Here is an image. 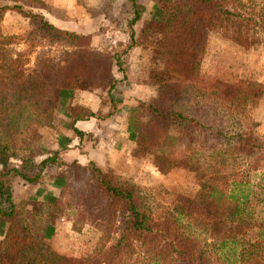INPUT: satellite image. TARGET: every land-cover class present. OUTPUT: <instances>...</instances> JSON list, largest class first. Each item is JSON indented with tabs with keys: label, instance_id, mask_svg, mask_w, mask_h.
I'll return each instance as SVG.
<instances>
[{
	"label": "trees",
	"instance_id": "obj_1",
	"mask_svg": "<svg viewBox=\"0 0 264 264\" xmlns=\"http://www.w3.org/2000/svg\"><path fill=\"white\" fill-rule=\"evenodd\" d=\"M129 1L136 22L141 8ZM227 1L166 0L162 37L149 51L144 72L146 83L158 86V94L153 101L139 103L152 118L142 122L134 114L129 122L136 134V154L150 156L164 175L178 171L196 179L200 188L195 195L170 193L171 207L157 214L141 188L129 179L107 176L92 163L89 167L98 175L95 182L85 190L72 189L63 171L66 183L60 197L42 206L32 221L13 200L15 182L36 183L44 171L66 164L58 152L39 162L31 156L20 157V165L12 164L14 154L5 142L8 133L21 123L39 122L44 104L68 90L113 89L117 85L113 69L126 70L128 52L94 50L90 35L62 29L43 13L20 5L0 4V25L10 10L29 19L32 29L26 43L33 46L39 39L71 49L61 71L46 58L31 73L23 54L10 48L12 39L0 34V225H8L0 244V264H264V217L257 216L254 206L256 198L258 204L264 198L253 191L252 181L233 170L238 157L258 156L264 148L249 131L226 136L225 141L212 126L225 111L233 121L235 115L239 121L246 119L264 95V84L228 83L224 76L210 74L204 63L209 34L217 28L229 29V39L246 49L260 41L264 7L245 11L239 2L233 10ZM193 98L209 100L207 115L190 114ZM68 112L74 121L93 115L81 106H69ZM198 131L206 132L203 140L195 135ZM209 131L220 135L212 144ZM56 215H64L76 232L88 222L101 226L93 251L82 258L52 251L44 232Z\"/></svg>",
	"mask_w": 264,
	"mask_h": 264
},
{
	"label": "rangeland",
	"instance_id": "obj_2",
	"mask_svg": "<svg viewBox=\"0 0 264 264\" xmlns=\"http://www.w3.org/2000/svg\"><path fill=\"white\" fill-rule=\"evenodd\" d=\"M79 1L77 4L84 7L82 11L73 10L72 4H68L71 9L65 12L43 0H0V4L10 6L20 5L24 7L25 10L43 13L51 21L52 19L49 14L53 17L66 16L67 18L75 15V12H80L82 16L84 13L87 16H91L97 10H101L108 17H110V14L111 16L113 14L112 7L108 4V6H105L104 3H102L98 6L97 4L95 5V3H91L89 0ZM162 1L164 7H166L168 11V3L166 0ZM239 2L245 4L243 8L245 11H249L248 8L250 7H256V10L264 7V0H228L226 4L231 9L235 10V8H239ZM31 29L32 26L28 18L24 17L16 10H10L6 13L0 25V34L12 39L13 42L10 48L14 53L23 54L28 72L33 73L38 71L42 66L41 60H45L46 58L53 60L56 69L61 71L69 63L66 52L71 49L61 45H49L39 39L36 40L32 46V42L29 41L26 43L25 41ZM162 31V22L150 23L145 30V41L157 47L162 37ZM230 34L231 31L225 27L217 28L209 34L204 63L209 67L210 74L218 75L219 77L224 76L225 81L228 83H237L240 80H252L264 84V43L262 42L264 36L260 34L258 37L260 41L253 43L246 49L229 39ZM105 41H107L106 38L101 40V42L104 43ZM91 48L97 50L93 47L92 38ZM87 90L109 91L93 87ZM76 91L80 90H68L60 94L57 99L46 102L42 109V116L39 122L32 121L28 123V125L21 123L16 129L10 130L8 139L5 142L9 145V150L14 154L11 160L12 164L20 165V157L28 158L31 156H34V160L39 162V160H42L52 153L51 148L47 147H51V144L58 140L60 134L63 133L62 131L64 130H60L63 124V116L66 113L67 115L69 114L67 108L69 106L67 105L66 99H68V95L70 96ZM157 94L158 86L156 85V97ZM205 99L201 100L199 98L194 100L193 98L190 114L195 116L207 115V110L204 108H207L209 100L207 98ZM230 114L231 113L225 111L224 114L219 116L218 121L212 125L215 129L223 133L224 137L222 136L221 139H225L226 136L229 137L235 133L237 134L240 131H249L259 139L260 144L264 148V135L258 131L259 126L264 122V95L260 101L247 112L246 119L240 118L239 121L237 115H235L233 121ZM136 117L143 122H147L152 118V114L146 109H139ZM205 134L206 132L200 133L199 131L195 133L197 138L202 140L205 138ZM217 136V133L213 131L208 132L210 144L217 141ZM136 153L139 154L137 151ZM143 156L150 157L145 154ZM60 159L63 160L61 157ZM247 160H249V162ZM62 170L67 172L69 182L72 185L71 188L75 190H85L90 184L97 180L98 176L91 167L84 168L74 162L67 163ZM233 170H235L237 174L242 173L240 176H244L252 181L253 191L259 194L260 198H264V151H261L258 156L238 157ZM153 172L154 171H149L144 176L138 178L143 184L136 183L133 179H129V181L141 188L142 195L146 198L147 203L154 208L157 214H161L166 208L171 207L173 198L170 196V193H182L187 196H193L200 188L196 179H190L184 173L175 171L164 175L157 167L156 171ZM105 174L107 176L111 175V173L108 172ZM16 182L18 183L21 181L17 180ZM254 206L257 216L264 217V203L258 204L256 198V201L254 200ZM36 212H38V210L34 208L32 211H29V217L27 215L26 217L32 221L34 220ZM56 216L54 217L57 218ZM54 217L53 219H55ZM88 223V225L82 227L81 232H76L73 229L70 230V228H67L65 225V227L60 228L61 232L58 236L49 238V240L45 237V243L52 251L61 255L76 256L79 258L85 257L88 253L93 251L98 237H100L102 233L101 226L98 227L91 225L90 222Z\"/></svg>",
	"mask_w": 264,
	"mask_h": 264
},
{
	"label": "crops",
	"instance_id": "obj_3",
	"mask_svg": "<svg viewBox=\"0 0 264 264\" xmlns=\"http://www.w3.org/2000/svg\"><path fill=\"white\" fill-rule=\"evenodd\" d=\"M58 9L82 11L79 0H43ZM100 6L102 3L112 7L113 14L106 16L101 10L91 16L80 12L67 18L53 17L52 22L62 29L90 35L93 47L99 51L127 49L126 70L121 72L115 66L113 76L117 85L109 91L80 90L68 95V106H81L92 112V116L74 121L67 113L63 116L60 138L51 144L52 152H58L63 161L89 167L94 163L103 172L115 176L138 179L149 171H156L152 158L136 154V134L129 129L132 115H136L140 102H150L156 99V86L146 83L144 72L149 62V51L152 44L145 41V30L150 23L161 22L167 13L162 0H134L141 8V17L134 22L135 10L129 0H89ZM80 3V1H79ZM107 5V6H108ZM68 6V7H67ZM106 38L107 41L101 42ZM68 108V107H67ZM66 108V110H67ZM69 113V112H68ZM139 120V119H138ZM142 121V120H139ZM143 122V121H142ZM74 129L85 133L76 136ZM258 131L264 135V122ZM51 155V154H49ZM47 157V156H46ZM67 168V167H66ZM63 167H54L43 172L36 183L16 182L13 186L15 204L25 209V215L37 208L52 204L60 197L66 183ZM149 170V171H147ZM147 171V172H146ZM153 172V173H154ZM38 212L34 215L37 216ZM29 217V216H28ZM47 224L45 237L54 238L61 232V227L73 229L72 222L64 215ZM8 225H0V244L4 240Z\"/></svg>",
	"mask_w": 264,
	"mask_h": 264
}]
</instances>
